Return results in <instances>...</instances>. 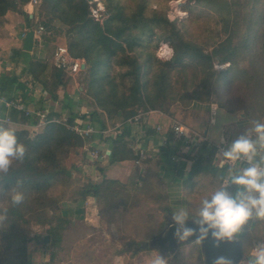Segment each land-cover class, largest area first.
<instances>
[{
  "label": "rangeland",
  "instance_id": "obj_1",
  "mask_svg": "<svg viewBox=\"0 0 264 264\" xmlns=\"http://www.w3.org/2000/svg\"><path fill=\"white\" fill-rule=\"evenodd\" d=\"M100 1L104 10L99 20L101 23L109 14L106 6L111 0ZM113 1L121 5L128 14L142 3L146 17L157 15L161 19L159 23L151 24L152 32L147 30L141 36L142 45L130 52L142 66L141 80L147 82L146 92L156 91L154 77L160 69L167 68L168 60L173 55L172 44L165 40L167 36L171 38L174 36L173 30H178L183 39L197 44L204 52H210L216 45L225 47L230 44L235 49L231 61L221 63L213 60L214 74H208L206 69L204 73L202 67L194 61H188L184 68L181 64L173 66L169 76L171 89L166 92V99L162 100L164 108L173 102H178L181 107L187 105L195 92L199 98L209 101L214 121L223 118L227 122L231 114L239 113L247 114L251 121L264 119V0ZM30 9L28 6L27 10ZM34 14L33 22L42 17L37 11ZM21 18H24L21 13L11 14L12 26L8 25V31L15 34L16 21ZM42 33L43 37L45 30ZM163 45L168 46L170 50L168 53H160ZM33 47L35 52L32 55L42 57L41 44ZM52 52H48V57L49 61L54 63ZM81 61L84 62L83 59ZM85 67L74 74L65 69L63 77V89L72 84L74 92L78 93L87 105L85 109L73 110L77 113L76 118L84 115L86 119L92 109H97L107 128L116 123L122 126L123 123L121 129L126 130L125 123L133 124V129H128V133L124 135V140L131 151L138 153L137 159L111 162L109 156L89 158L94 140L69 151L64 159L68 174L60 175L48 191L49 197L53 199L51 205L54 208L48 210L43 218H37L34 214L29 216V222L22 227L29 238V243L39 252L38 262L33 264H151L152 258L159 250L153 247L135 250L134 247L151 240L152 236L163 233L166 229L167 213L163 211L166 201L158 197L159 186L145 185L141 180H137L139 168L143 166L141 159L158 154L156 150L150 151L153 148L149 145L148 150L147 140H143L145 135H152L148 130L153 125V113L150 109L137 108L128 122L108 116L100 107L94 105L95 103L93 104L92 98L86 93L88 79L86 71H83ZM124 70L125 67L119 66L114 60L109 73L120 81V73ZM218 72L223 73L219 75ZM22 81L29 83L28 86L32 88L37 85H32L29 75L22 76ZM125 82L128 84V81ZM78 87H81V90ZM56 117L63 118L59 114ZM173 119L170 117L169 126ZM20 126L28 128L33 133L40 130L42 124ZM170 129L172 141H180L183 146L174 151L173 160L182 161L184 156L199 158L204 141L203 135L189 130L186 135L176 136L171 127ZM238 135L234 134V137ZM138 145L140 148L144 147V154L141 157L139 150L136 149ZM154 159L156 160V156L150 158L149 163L154 165ZM109 170L110 172H107ZM212 176L219 178L218 174ZM104 177L119 179L120 183L128 187L127 194L122 192V195L115 199L102 195L98 201L88 195L81 202V186L97 184ZM216 179L202 175L192 189L183 186L182 191L186 197L201 198L218 186ZM61 209L65 211L63 215H66L68 222L61 230V241L56 246H48L50 242L48 228L58 224ZM42 219L44 222H40ZM253 229L252 233L246 229L238 237L242 245L241 259L244 258L245 245L253 243L257 239V234L264 237V224L257 228L256 223H253ZM46 234L49 235V241L43 243L41 239ZM162 256L168 258V264H198L203 253L200 244L179 242L174 252L168 251Z\"/></svg>",
  "mask_w": 264,
  "mask_h": 264
},
{
  "label": "trees",
  "instance_id": "obj_2",
  "mask_svg": "<svg viewBox=\"0 0 264 264\" xmlns=\"http://www.w3.org/2000/svg\"><path fill=\"white\" fill-rule=\"evenodd\" d=\"M31 1L0 0V59L9 58L14 63L0 72V94L5 99L18 98L24 104L36 103L32 95L33 88L20 80L22 74L26 72L32 85L39 84L55 100L56 90L64 83L65 69L50 62L48 52L53 51L54 55L58 46H65L70 57L84 60L86 67L83 71H86L88 79L86 93L92 98L93 104L100 107L108 116L126 121L140 107L150 109L153 113V125L148 133L163 135L165 146L161 153L141 159L143 166L139 168L137 180H141L145 185L159 186L157 194L166 201L163 207L165 213L171 212L166 194L167 183L179 182L182 187L188 186V189H192L202 175L216 179L217 176L212 175L218 174L220 177L225 174L228 165L220 166L216 163L217 145L205 138L199 158L193 159L183 155L185 158L183 157L182 161L173 160L174 151L179 150L181 143L178 141L174 144L172 141L170 117L191 131L205 136L204 130L208 128L212 119L209 101L199 98L195 92L190 103L183 107L178 102H173L164 108L162 100L166 99V92L171 89L169 76L173 66L181 64L184 68L188 61H194L202 67L204 73L206 69L208 74H214L212 70L214 59L221 63L231 61L235 49L230 44L225 47L216 45L210 52H204L197 44L183 39L178 30H173L172 38L165 37V40L172 44L173 55L168 60L167 68L160 69L154 77L156 91L146 92L147 82L141 80L142 66L130 52L142 45L141 36L147 30L153 31L151 24L159 23L161 20L159 16L146 17L142 3L128 14L121 5L111 0L106 6L109 14L100 23L90 16V0H39V3L32 5L28 11L27 7ZM35 11L42 17L33 22ZM13 13H21L24 16L23 26L21 23L15 25L16 32L35 30L38 25L44 28L46 33L41 38L40 47L42 57L33 56L21 47L13 45L18 40L16 34L8 31L10 15ZM163 19L166 20L165 17ZM227 41L229 42L228 38ZM38 44V41L34 42V45ZM22 57L25 65L16 73L15 67ZM114 60L119 66L125 67L120 73V81L109 73ZM222 73L218 72L219 75ZM64 107L69 109L64 122L48 121L42 124L40 130L31 133L28 128L20 125L37 124L36 117L13 107L6 108L0 103V117L9 119L8 125L15 129L18 139L28 149L24 162L14 166L6 179L9 185L21 181L26 199L22 205L10 211L11 224L7 230L0 233V264L38 262L39 252L29 243V238L22 227L29 222V216L34 214L37 218H43L48 210L54 208L51 205L53 199L49 197L48 191L60 175L68 174L64 159L72 148L93 140H104L109 146L108 156L111 162L137 159L138 153L131 151L124 140L128 129H120L114 135L106 137L99 133L81 137L69 127L77 116L70 101H67ZM52 115L58 114L49 111L48 118ZM245 117L250 126L251 119L247 114ZM89 118L100 128H107L97 109L90 111ZM157 125L160 127L159 130L155 128ZM155 156L156 160L154 159L155 163L152 165L149 160ZM162 172H165L164 177ZM216 180L219 184V178ZM127 188L117 178L104 177L97 184H83L80 200L82 202L88 195L95 197L96 201L102 195L115 199L121 196L122 192L127 194ZM234 190V186L229 188V191ZM187 200L188 204L194 207L200 198L192 199L187 196ZM64 213L65 211L61 209L58 224L48 228L50 235L48 246H56L62 239L61 230L68 222ZM40 222H44L43 219Z\"/></svg>",
  "mask_w": 264,
  "mask_h": 264
},
{
  "label": "clouds",
  "instance_id": "obj_3",
  "mask_svg": "<svg viewBox=\"0 0 264 264\" xmlns=\"http://www.w3.org/2000/svg\"><path fill=\"white\" fill-rule=\"evenodd\" d=\"M221 145L216 156L221 165L228 167L219 177L218 186L203 195L194 207L191 204H179L171 212L174 238L180 243L202 244L211 239L216 248L237 242L247 229L254 231L264 224V119L250 122V126L234 140L226 142L219 138ZM28 149L18 139L15 129L7 121H0V233L11 224L10 211L25 202L22 182L9 185L6 179L14 166L22 164ZM239 165V166H237ZM234 186V191H229ZM192 221L195 228L188 227ZM195 237L194 241L190 238ZM243 248L244 258L239 264H264V237ZM207 258L201 256L198 264H206ZM151 264H168V258L159 252L152 258ZM212 264H234L227 256L220 255Z\"/></svg>",
  "mask_w": 264,
  "mask_h": 264
},
{
  "label": "crops",
  "instance_id": "obj_4",
  "mask_svg": "<svg viewBox=\"0 0 264 264\" xmlns=\"http://www.w3.org/2000/svg\"><path fill=\"white\" fill-rule=\"evenodd\" d=\"M29 16H30V14H29ZM12 19H10V21H12ZM16 23H21V25L23 26L24 18H21L19 21H16ZM8 25L12 26V22L9 23ZM15 34H16L18 40L13 45L16 46V47H21L22 41L19 38V35L21 34V32L17 31ZM34 50L35 49L30 51V53L33 54V52H35ZM11 64H14V63L11 62V60L9 58L0 59V72H3L4 69H6ZM23 65H25V62H24V59L22 57L19 60V62L16 65V67H15L16 73H18L20 71V68ZM24 75L26 76L28 74L26 72H24L22 74V76H24ZM22 76L20 78L21 81H22ZM78 89L81 90V87H78ZM32 95H33V98L36 101V103H34V102L29 103V105L31 107H33L35 109H44V110H47L48 112L49 111L50 112L53 111V112H55V113H57L59 115H62L63 117H65V116L67 117L68 112H69V109L67 107H64V104L67 101H70V104H71L72 109L74 111L77 108L79 110H82V109H85L87 107L85 101H83L79 97V94L74 92L72 84H69L65 90L63 89V86H60L56 90L57 98L55 100L50 96L49 93L44 91L40 87L39 84H37L35 87L33 86ZM36 106H39V108H37ZM40 106H41V108H40ZM162 115L164 117H166L164 114H162ZM26 125H32V124L27 123ZM125 125H127L126 128L130 129V130H132L133 127H134L133 124H131V123H125ZM140 125H142V123ZM140 125H138V126L140 127ZM138 126H136V128ZM247 127H249L248 126V121H247V119H246L244 114L243 115H241V113H239L238 115L231 114L230 118H229V120L227 122L224 121L223 118H221L219 120L216 119L215 121L213 119H211V123L209 124L208 128L205 129L206 132H204L205 136H203V138L208 139L209 141H211V142L215 143L216 145H218L220 137H223L225 141L230 142V141L235 139L234 134H242ZM188 130H190V129L188 128ZM138 136H140V135H138ZM178 139L179 138L177 137V140ZM143 140H147L148 144H147V146L145 145L146 148L148 147V145L151 148H153L151 150H150V148L149 149L147 148L150 151L156 150L157 152L161 153L163 147L165 146L164 137L161 134L155 133V134H152L151 136L150 135H147V136L145 135V137H143ZM173 143L176 144V142H173ZM94 144H97L98 146H103L102 149L109 151L108 144L104 143V142H101V140L100 141L94 140ZM155 144H157V145H155ZM154 146H157V147H154ZM185 147L187 148V146H185ZM139 148H140V146H139ZM143 148L141 147V149H143ZM180 148H183V146L180 145ZM182 150H185V149H182ZM123 161H125V160H123ZM216 163L221 166V162H220L218 156H216ZM224 165H227V164H224ZM185 170L186 171L188 170V165L185 168ZM107 172H110V170L107 171ZM161 174L162 175L164 174L163 177L165 176V172H162ZM166 194H167L169 206L171 208V212L179 204H188L187 197L184 195V193L182 191V186H181V184L179 182L167 183V185H166Z\"/></svg>",
  "mask_w": 264,
  "mask_h": 264
},
{
  "label": "built area",
  "instance_id": "obj_5",
  "mask_svg": "<svg viewBox=\"0 0 264 264\" xmlns=\"http://www.w3.org/2000/svg\"><path fill=\"white\" fill-rule=\"evenodd\" d=\"M39 0H32L29 3V6L32 7V5L38 4ZM90 16L95 20H100L103 16V6L100 0H90ZM31 16V13H29ZM44 28L42 25H38L37 29L34 30V42L38 41L39 44H41V38H42V32ZM25 32H22L21 35H24ZM54 63L55 65L59 67H63L64 69L68 70L70 73H77L81 70V59L78 58H72L69 56L66 47L65 46H58L55 54H54ZM0 103H2L6 108H16L18 110L24 111L26 114H29L30 116L36 117L38 120V124H43L48 121H55V122H64L66 117H63L61 119L57 118L55 115H52L48 118V111L44 109H35L31 107L29 104H24L21 102L18 98L17 99H5L0 94ZM135 117V116H134ZM136 118V117H135ZM131 118L127 119L126 122L131 121ZM0 121H7L9 122V119L7 117H0ZM123 126V123H122ZM121 124L116 123L111 128H100L96 123L91 121L89 117L85 119V116L82 117L81 115L78 118H75L74 122L69 125L70 129H72L76 134H78L81 137H88L92 135L93 133H99L102 135V137H106L109 135H114L116 132H118L121 129ZM170 127L172 128L174 134L176 136L180 135H186L189 131L186 126H184L182 123L178 122L177 120H172ZM156 130H159L160 127L157 125ZM101 142L106 143L104 140H101ZM227 142V141H226ZM103 145V144H102ZM227 145H221L218 143L217 145V152L220 148L226 147ZM103 146H98L97 144L92 145V148L89 151V157H106L108 156L109 151L104 150L102 151ZM136 149L139 150L140 157L143 156L144 150L136 147ZM239 166V165H237Z\"/></svg>",
  "mask_w": 264,
  "mask_h": 264
},
{
  "label": "water",
  "instance_id": "obj_6",
  "mask_svg": "<svg viewBox=\"0 0 264 264\" xmlns=\"http://www.w3.org/2000/svg\"><path fill=\"white\" fill-rule=\"evenodd\" d=\"M19 38L22 41L21 48L24 51L30 52L34 46V30H26L24 35H19ZM84 66L85 62H82L81 68H83ZM204 132H206V130H204ZM165 220V232L152 236L151 240L149 241L141 242L138 246L134 247L135 250L139 248L153 247L157 248L161 255H164L168 251L174 252L179 242L174 238L175 228L172 227L173 222L171 218V212H167ZM187 226L193 228L196 227V225L193 224L191 220L187 222ZM192 240H195V237L190 238V241ZM41 241L43 243L48 242L49 235H44ZM200 248L203 256L207 258L206 264H212L213 259L220 255L230 257L234 261V264H238L242 257V246L238 239L235 243L229 245H221V247L219 248L214 247L213 241L211 239H208L200 244Z\"/></svg>",
  "mask_w": 264,
  "mask_h": 264
},
{
  "label": "bare ground",
  "instance_id": "obj_7",
  "mask_svg": "<svg viewBox=\"0 0 264 264\" xmlns=\"http://www.w3.org/2000/svg\"><path fill=\"white\" fill-rule=\"evenodd\" d=\"M178 9V8H177ZM170 50H169V48H168V46L167 45H163V47H162V49H161V52L160 53H168Z\"/></svg>",
  "mask_w": 264,
  "mask_h": 264
}]
</instances>
